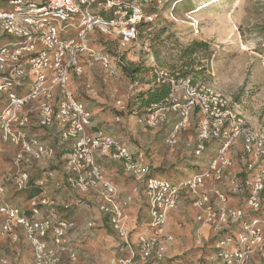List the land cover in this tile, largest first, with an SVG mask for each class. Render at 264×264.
<instances>
[{
    "label": "built area",
    "instance_id": "obj_1",
    "mask_svg": "<svg viewBox=\"0 0 264 264\" xmlns=\"http://www.w3.org/2000/svg\"><path fill=\"white\" fill-rule=\"evenodd\" d=\"M0 1V152L4 146L13 151L9 170L0 175V236L17 241L15 229L20 228L33 264L76 260L70 248L76 224L62 218L43 192L56 172L52 167L61 160L62 185L96 195L114 247L121 251L114 264H161L173 241L164 231L168 216L183 200L195 211V246L208 252L203 260L186 264H264L263 132L227 109L220 95L193 86L178 72L152 67L156 83L168 84L170 92L159 106L141 115L138 124L156 128L175 113L165 139L174 149L178 134L191 124L197 110L200 118L191 151L195 157L209 153L204 169L172 183L152 176L143 152L132 154L104 131L93 132L89 112L70 88L84 66L98 65L108 76L117 74L112 58L122 65L121 55L137 41L140 27L151 22L143 11L151 0ZM94 34L117 40L118 49L110 53L92 47ZM41 129L50 132L49 137L34 134ZM211 145L214 148L208 151ZM55 148L69 154L56 161ZM96 155L120 161L124 173L136 182L134 191L142 193L146 203L144 230L135 231L136 220L127 212L130 199H120ZM34 172L41 175L34 185L39 192L24 208L4 200L3 184L16 190L32 188ZM42 208L46 215L38 218ZM94 225L88 222L86 229ZM85 235L79 232V238Z\"/></svg>",
    "mask_w": 264,
    "mask_h": 264
},
{
    "label": "rangeland",
    "instance_id": "obj_2",
    "mask_svg": "<svg viewBox=\"0 0 264 264\" xmlns=\"http://www.w3.org/2000/svg\"><path fill=\"white\" fill-rule=\"evenodd\" d=\"M182 3L183 0H151L146 3L143 11L152 20L140 27L137 41L129 46L126 63L121 66L116 62L117 74L107 76L99 67H92L90 74L83 75L73 88H77L82 101L90 108L101 104L113 118L124 120L133 116L138 119L142 114L133 104L134 99L138 93L153 86L152 67L178 72L179 75L187 72L185 78L193 82V86L220 95L227 101V109L238 114L248 127L264 133V0H188L187 6ZM175 6L178 8L174 9ZM94 43L99 48H108L110 53L119 47L118 41L111 38L108 42L97 37ZM193 43L205 44L206 48L190 52ZM129 67L143 72L133 80L123 71ZM169 115L171 118L175 113ZM191 116V124L180 132L176 147L168 148L170 154L166 150L162 155L163 163L158 170L171 178H181L189 171L199 170L191 164L197 158L189 147H185L188 141L195 139L200 118L197 110ZM172 122L174 120L169 123ZM114 129H118L117 126ZM152 129H157L152 130L156 136L167 129V125L160 123ZM12 154L8 146L2 148L0 156L6 166L0 169V175L9 170ZM56 161H59L58 157ZM58 163L63 166L61 160ZM54 167L56 170L60 165ZM3 188L4 193L6 189L16 193L32 192L31 188L16 190L8 182ZM4 200L10 202L6 197ZM180 212L173 216V225L181 230L182 236L178 237L174 230L171 236L173 240L182 237L186 247L190 248L192 221L189 217L192 218L194 213L188 205L181 207ZM103 229L104 235L109 234ZM99 239L102 241L98 232ZM85 243H81V247L71 246L76 251V260L72 262L65 258L62 264H110V251L101 245L91 250L90 244ZM97 253L100 258L95 263ZM207 254L203 249L195 250L193 259L199 257L203 260Z\"/></svg>",
    "mask_w": 264,
    "mask_h": 264
},
{
    "label": "crops",
    "instance_id": "obj_3",
    "mask_svg": "<svg viewBox=\"0 0 264 264\" xmlns=\"http://www.w3.org/2000/svg\"><path fill=\"white\" fill-rule=\"evenodd\" d=\"M97 37L103 39L104 41L109 42V38L103 37L100 34H94L91 37V45L96 49H101V47L99 48L98 44L94 43ZM128 54H129V50L127 52L124 51V53L121 55L122 65L126 63L125 57ZM112 59H113V63L116 64V62H118L116 59L114 58ZM92 67H99L100 70L104 71V73L106 74L105 70H103L102 67L98 65ZM92 67L84 66L82 75L79 78H73L70 82L71 90L73 91L75 97L82 103L84 102L82 101L83 100L81 98L82 96L80 92L79 94L77 93L76 91L77 88H73V85L79 82V80L83 75L87 76V74H90V69ZM85 108L88 110L91 116V122H92L91 130L93 132L97 130L104 131L106 135L115 138L121 144H123L132 154L143 152L146 158L145 161L151 167L152 176L165 179L172 183H178L198 173L199 171L204 169V167H206L208 164L209 153L205 152L201 156L196 157L197 160L195 162L191 163L194 166V168H198L199 170L195 169L191 172L189 171L186 174H184V177L177 179L171 178L168 175L162 174L161 171L158 170L161 168L160 165L163 163L162 161L163 153L166 150L168 151V147L165 144V139L167 137V134L171 126L173 125L172 124L173 122L172 123L169 122L171 120H174L175 122L176 121L175 116L169 118V121L166 123L167 129L161 130L160 132H158V135L156 134L155 136L156 132L152 130H157V129H152L138 124L137 117L128 116L124 120H119V118H113L112 116L109 115V112L106 111L101 106V104L91 106L90 108L89 105L85 103ZM191 120H192V116L190 121ZM114 126H117L118 129L115 130ZM33 132L34 134L36 133L37 135H39V137L43 139H45V137H49V135L51 134L50 132H47L42 129L34 130ZM152 132L154 134H152ZM148 134L149 136H147ZM179 135L180 133L178 134L177 140L179 138ZM147 137H149V139ZM194 144H195V139L188 141L185 147H189L191 150ZM213 148L214 146L211 145V147L208 148V151H212ZM167 153H169V151ZM67 154H69V151L67 149L64 151H61V149H56V148L54 149L55 158L59 156H61L59 158H65ZM96 161L100 166L104 177L117 187L119 191L120 199L122 200L130 199V203L127 207V212L132 219L136 220L135 231L139 232L144 230L146 226V218H147L146 203L142 193H138L134 191L136 187V182L134 181V179L124 173L120 161H115L110 158L109 159L102 158L97 155H96ZM58 165H60V167H57L54 176L47 180L43 188V192L47 197H49L51 200L54 201L56 209L59 212V214L62 216V218L72 219L76 224L77 229L74 232H72L70 235V237L73 240V242L70 243V247L71 246L72 247L74 246L75 248L81 247V243L83 244L85 242H86L85 244L88 245L90 244L92 248L90 247L88 248H90L91 250H95V248L97 247L100 248L101 246H103L104 249L106 248L108 252L109 251L111 252L109 263L114 264L113 261L121 255V251L115 249L114 247L115 244L114 235L111 232L110 227L108 226L107 219L101 214V212L98 209V200L96 199V195L93 192H87L83 194L76 193L71 191L69 188L63 186L62 165L60 163H58ZM5 166L6 163L1 160V156H0V169ZM39 167H42V162H39ZM40 177L41 175L38 172L33 173V178L31 179V184L33 185L31 188L32 192L30 190L27 193L25 192L16 193L14 191L6 189V192L4 193L3 196L6 197V199L12 203L11 205L24 208L27 204L28 199H30V197H33L31 195L34 194L36 191L39 192L38 188L34 185H36V180L40 179ZM231 204L234 205L235 203L231 202ZM186 205H188L194 213L192 218L189 217L190 221H192V230H191L192 242H190L191 243L190 248L186 247L187 243L185 242V239H183L182 237L178 238L182 236V232L181 230L178 231L176 228H174L173 225L174 223L173 216L175 214H178L181 210V207L185 208ZM45 215H46V209L42 208L38 215V218L44 217ZM182 216L184 218H187L186 215L184 216V214H182ZM194 216H195V211L192 209L191 205L188 203L187 200L181 201L178 210L171 212L169 214L168 221L165 225L164 231L167 232L169 235H171V231L174 230L177 233L178 237L176 238L174 237L175 239L169 245H167V250L164 253V260L161 264H186L189 262L194 263L200 260L199 257L195 260L193 259V252L195 250L201 249L196 247L194 243V234H193ZM0 220H1V216H0ZM91 221L94 222L95 224L94 227L92 229H86L87 223ZM103 228L109 231V234L104 235ZM80 231L86 232L85 238L82 239L79 238ZM98 232H99V236L102 238V241L100 239L97 240ZM15 233L17 235V241H11L8 238L0 236V261L4 260L5 262L4 264H33L31 261L32 250L24 238L23 231L20 228H16ZM203 250L206 251L205 249ZM74 252L76 253V251ZM99 253L95 254V258H94L95 263H97V260L100 258ZM26 257L28 258V260L26 259ZM75 264H78V262H76ZM92 264L94 263L92 262Z\"/></svg>",
    "mask_w": 264,
    "mask_h": 264
},
{
    "label": "trees",
    "instance_id": "obj_4",
    "mask_svg": "<svg viewBox=\"0 0 264 264\" xmlns=\"http://www.w3.org/2000/svg\"><path fill=\"white\" fill-rule=\"evenodd\" d=\"M182 5L187 6L188 0H183ZM178 7H174L177 9ZM201 48H206L205 44L201 43H193L190 49V52L201 50ZM123 71L126 72L127 76L132 78L133 80L136 79L138 75H140L143 70L139 68H123ZM180 76L185 78L187 77V72L180 73ZM152 87L146 91L140 92L135 96L134 103L136 104L138 109L141 111L142 115L147 113V110L154 107L159 106L169 95L170 88L169 85L166 83H156L155 78L152 76L151 79ZM193 85V82H191ZM38 193L36 191L31 196H34Z\"/></svg>",
    "mask_w": 264,
    "mask_h": 264
}]
</instances>
